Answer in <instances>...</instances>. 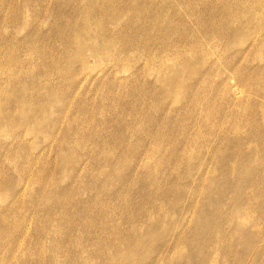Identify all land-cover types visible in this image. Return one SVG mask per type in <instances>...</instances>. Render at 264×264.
Instances as JSON below:
<instances>
[{
    "label": "rangeland",
    "instance_id": "1",
    "mask_svg": "<svg viewBox=\"0 0 264 264\" xmlns=\"http://www.w3.org/2000/svg\"><path fill=\"white\" fill-rule=\"evenodd\" d=\"M81 1L0 0V264H264V0Z\"/></svg>",
    "mask_w": 264,
    "mask_h": 264
},
{
    "label": "bare ground",
    "instance_id": "2",
    "mask_svg": "<svg viewBox=\"0 0 264 264\" xmlns=\"http://www.w3.org/2000/svg\"><path fill=\"white\" fill-rule=\"evenodd\" d=\"M81 1V0H80ZM83 1V0H82ZM81 1V2H82ZM100 1V0H99ZM99 1L97 0V4L99 3ZM132 1V0H131ZM74 2H76V0H74ZM133 2H135V1H133ZM78 4H79V2H78ZM78 4H77V6H78ZM82 4V3H81ZM91 4H94V0H91ZM131 4V3H130ZM132 4H134V3H132ZM75 4H74V7H77ZM83 6V5H82ZM111 8H113V7H111ZM81 9V8H80ZM76 12L78 13V9H76ZM21 15V14H20ZM110 17V16H109ZM89 19H91L90 17L88 18V17H82L81 19H79V21H78V23L77 24H79V28H81L82 30H81V33H82V35H80L79 36V39H80V43H85V42H87L88 40L89 41H91V42H95L97 39V36H94V34H93V32L95 31V28H92V21H90ZM119 22V21H118ZM76 24V25H77ZM97 25H94V27H96V26H98L99 27V29H101L102 30V28H104V20L103 19H101V17L99 18V20H98V22L96 23ZM110 24V23H109ZM77 27V28H78ZM72 29V31H70V34H65V36L63 37L62 36V38H61V40H63L64 41V44H67V42H68V40H70V41H73V42H75V40H76V38L73 36V26H72V23L70 24V27H69V29L68 30H71ZM93 29H94V31H93ZM87 33H89V35H87ZM108 35V34H107ZM110 35V34H109ZM102 36V35H101ZM105 37V36H104ZM108 38L109 39H107V40H110V38L111 37H109L108 36ZM87 40V41H86ZM109 43V42H108ZM111 44V43H110ZM109 44V45H110ZM113 44V43H112ZM104 47V46H103ZM111 47V46H110ZM109 47V48H110ZM108 48V47H107ZM113 48V47H112ZM83 49H84V47H83ZM102 49V48H101ZM111 49V48H110ZM101 51V53H103L104 54V49L103 50H100ZM117 52V51H116ZM120 52H121V50H120ZM105 55V54H104ZM114 55H115V53H114ZM117 55V54H116ZM83 56V55H82ZM103 56V55H102ZM118 56V55H117ZM29 58V57H28ZM108 58H110V57H108ZM83 58H81L80 60H82ZM102 59V58H101ZM100 58H99V60H101ZM17 61V60H16ZM83 61V60H82ZM85 61V60H84ZM81 62V61H80ZM54 63V62H53ZM66 64V63H65ZM85 64V63H84ZM85 66V65H84ZM80 67H81V65H80ZM56 69V71H57V68H55ZM82 70H84V68H82ZM55 71V73H57ZM59 71H61V70H59ZM58 71V72H59ZM64 72V71H63ZM62 72V73H63ZM82 74V73H81ZM84 74V73H83ZM86 75V74H85ZM29 78V77H28ZM45 81V80H44ZM44 84V83H43ZM30 85V84H29ZM32 85V84H31ZM29 87V86H28ZM40 87H42V86H40ZM36 88V87H35ZM19 89V88H18ZM16 90H17V88H16ZM35 90V89H34ZM15 91V90H14ZM19 91V90H18ZM75 91V90H74ZM10 92V91H9ZM7 93V92H6ZM12 93V92H11ZM4 94V93H3ZM2 94V95H3ZM5 97V96H4ZM4 99V98H3ZM5 100V99H4ZM19 100V99H18ZM17 100V101H18ZM16 101V100H15ZM5 102V101H4ZM19 102V101H18ZM21 102V103H20ZM19 102V105L20 106H22V103H24L25 102V100H22V101H20ZM2 103H3V101H2ZM15 103V102H14ZM18 105V104H17ZM16 105V106H17ZM19 106V107H20ZM21 108V107H20ZM15 110H16V107H15ZM1 121H3V120H1ZM4 122V121H3ZM2 123V122H1ZM5 124V123H4ZM16 125V124H15ZM34 129V128H33ZM27 179V178H26Z\"/></svg>",
    "mask_w": 264,
    "mask_h": 264
}]
</instances>
